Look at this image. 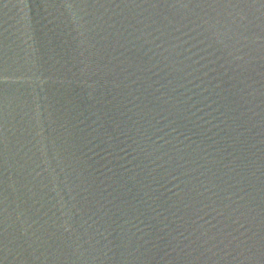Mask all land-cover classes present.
<instances>
[{
	"label": "water",
	"instance_id": "obj_1",
	"mask_svg": "<svg viewBox=\"0 0 264 264\" xmlns=\"http://www.w3.org/2000/svg\"><path fill=\"white\" fill-rule=\"evenodd\" d=\"M0 264H264V0H0Z\"/></svg>",
	"mask_w": 264,
	"mask_h": 264
}]
</instances>
